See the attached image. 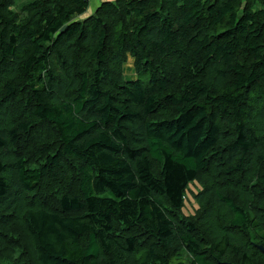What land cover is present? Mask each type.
<instances>
[{"label":"trees","instance_id":"trees-1","mask_svg":"<svg viewBox=\"0 0 264 264\" xmlns=\"http://www.w3.org/2000/svg\"><path fill=\"white\" fill-rule=\"evenodd\" d=\"M97 1L0 0V264H264V0Z\"/></svg>","mask_w":264,"mask_h":264},{"label":"rangeland","instance_id":"rangeland-1","mask_svg":"<svg viewBox=\"0 0 264 264\" xmlns=\"http://www.w3.org/2000/svg\"><path fill=\"white\" fill-rule=\"evenodd\" d=\"M29 1H32V0H15V3L12 7V10H14V11L18 10L22 4H25ZM94 2L92 3V7L88 10V14L91 13L93 11V8H95V6L99 4V2L97 0H95ZM128 62H130V64L127 63L124 70H123L125 80H130L131 79L130 77H133V75L135 73V69H134V66L132 64V61L129 60ZM141 80H142V82L146 83L147 78L144 77ZM190 189L194 190L195 187L193 188V186H192ZM190 189H189V192L187 193V196H186V207L185 208L187 210H189V212L193 213L194 203H193L192 197L190 195ZM186 209H184V213L189 214V212ZM19 242H21V241H19Z\"/></svg>","mask_w":264,"mask_h":264},{"label":"crops","instance_id":"crops-1","mask_svg":"<svg viewBox=\"0 0 264 264\" xmlns=\"http://www.w3.org/2000/svg\"><path fill=\"white\" fill-rule=\"evenodd\" d=\"M94 1H95V0H91L89 9L92 7V3H93ZM94 3H95V2H94ZM99 5H100V3H99L98 5H96L95 8H93V11H92L91 13L88 14V11H87L86 14H85V17H86V15L88 16V15L92 14V13L97 9V7H98ZM129 60H131V61H132V64H133V62H134L133 59L129 58L128 61H129ZM127 63L130 64V62H127ZM127 63H126V64H127ZM126 64L124 65V68H125ZM124 68H123V70H124ZM130 78H131L130 80H135V79H136V75L134 74L133 77H130Z\"/></svg>","mask_w":264,"mask_h":264},{"label":"water","instance_id":"water-1","mask_svg":"<svg viewBox=\"0 0 264 264\" xmlns=\"http://www.w3.org/2000/svg\"><path fill=\"white\" fill-rule=\"evenodd\" d=\"M258 249L264 254V248L262 246H258Z\"/></svg>","mask_w":264,"mask_h":264},{"label":"built area","instance_id":"built-area-1","mask_svg":"<svg viewBox=\"0 0 264 264\" xmlns=\"http://www.w3.org/2000/svg\"><path fill=\"white\" fill-rule=\"evenodd\" d=\"M104 1V0H103Z\"/></svg>","mask_w":264,"mask_h":264}]
</instances>
